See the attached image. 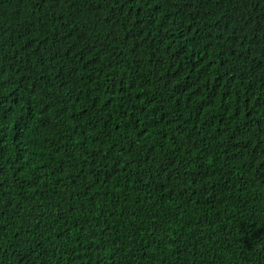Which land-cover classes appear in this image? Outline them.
Returning <instances> with one entry per match:
<instances>
[{"label":"trees","instance_id":"1","mask_svg":"<svg viewBox=\"0 0 264 264\" xmlns=\"http://www.w3.org/2000/svg\"><path fill=\"white\" fill-rule=\"evenodd\" d=\"M0 264H264V0H0Z\"/></svg>","mask_w":264,"mask_h":264}]
</instances>
